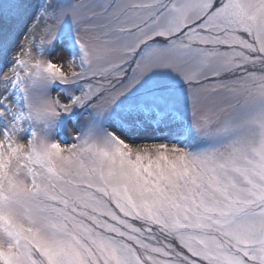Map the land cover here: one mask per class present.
<instances>
[{
  "label": "snow or ice",
  "instance_id": "6c2138e0",
  "mask_svg": "<svg viewBox=\"0 0 264 264\" xmlns=\"http://www.w3.org/2000/svg\"><path fill=\"white\" fill-rule=\"evenodd\" d=\"M0 264H264V0H0Z\"/></svg>",
  "mask_w": 264,
  "mask_h": 264
},
{
  "label": "rangeland",
  "instance_id": "374dc122",
  "mask_svg": "<svg viewBox=\"0 0 264 264\" xmlns=\"http://www.w3.org/2000/svg\"><path fill=\"white\" fill-rule=\"evenodd\" d=\"M30 2L38 3L39 0H30ZM85 2L87 3V2H89V0H85ZM31 26H32V20L26 18L25 25L23 26V31L27 32V29ZM40 27H41L40 25H37L35 28V32L37 35H39ZM81 34L85 40H91L96 35L95 33H88V32H82ZM22 41H23V36L21 35L16 40L17 47L13 48V50L10 51L8 54L9 60L12 58V56L15 55L16 51L18 50V46L20 43H22ZM50 58L53 59L54 62L63 64L65 70H67V61L69 59V55H68V52L65 50L64 47L58 45L55 48V50L53 51ZM78 63H79V61H77V64ZM4 70L7 71V68H5ZM76 70L79 71L78 68ZM209 83H211V81H209ZM57 94H58L57 91L52 92L53 97H55ZM61 100H62V102H66V98L62 94H61ZM225 103H227L226 94H224V93L209 94V95H207V98L204 100V102L200 105V108L202 110L218 109L219 107L224 106ZM85 116H86V113H85ZM81 122H83V117H81ZM71 127L72 126L69 125V128L65 129L64 132L61 133V135L66 136V138L69 140V142H71V136H70V132H69V129H71Z\"/></svg>",
  "mask_w": 264,
  "mask_h": 264
}]
</instances>
